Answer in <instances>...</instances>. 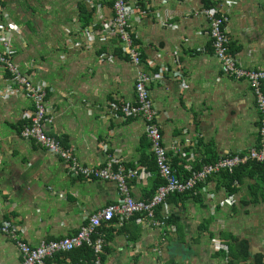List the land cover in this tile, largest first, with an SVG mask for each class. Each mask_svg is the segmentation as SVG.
I'll return each mask as SVG.
<instances>
[{"label":"crops","instance_id":"1","mask_svg":"<svg viewBox=\"0 0 264 264\" xmlns=\"http://www.w3.org/2000/svg\"><path fill=\"white\" fill-rule=\"evenodd\" d=\"M93 2L91 8L77 0H0V26L4 20L18 25L20 32L10 35L15 60L47 84V108L55 119L48 132L74 148L84 164L99 166L112 156L138 170L144 167L141 159L152 155L144 121L109 115L111 101H135V65L115 38L91 48L75 45L85 28L113 17L110 0ZM148 3L152 15L131 22L142 59L171 71L179 58L182 68L181 79L166 73L151 85L164 144L178 175L191 176L206 160L248 152L257 145L260 118L251 85L222 75L208 19L195 13L207 3L218 6L229 17L227 32L239 62L264 68V0ZM81 5L93 11L87 24ZM3 34L0 30V52ZM100 51L107 57L101 58ZM32 113L31 100L0 67V224L10 220L19 225L22 240L37 246L43 239L76 233L91 214L116 203L120 193L115 182L68 174L59 157L24 139L20 132ZM250 169V174L241 171L233 193L218 174L208 179L207 191L200 186L194 193L170 196L161 210L174 218L167 227L130 220L123 229L113 228L102 263L264 264V169ZM155 175L133 180L132 195L147 199ZM213 239L229 251L216 250ZM21 259L16 241L0 232V264ZM65 262L71 264V258Z\"/></svg>","mask_w":264,"mask_h":264},{"label":"built area","instance_id":"2","mask_svg":"<svg viewBox=\"0 0 264 264\" xmlns=\"http://www.w3.org/2000/svg\"><path fill=\"white\" fill-rule=\"evenodd\" d=\"M77 1H82L91 8L96 6L93 0ZM110 1L113 9L112 19L98 27L85 28L82 31L83 40L77 41L75 45L78 48H91L95 47L99 41L115 38L121 52L135 65L137 70L135 101L132 103L111 101L109 115L113 118H140L144 121L145 135L151 145V151L154 153L158 172L164 184L150 198L137 199L132 195L131 182L145 180L150 176V172L145 167L127 170L122 159L112 156L99 166L84 164L78 158L74 148L48 132L47 127L52 126L55 119L47 108V84L44 81H36L28 71L22 70L17 64L10 35L13 34L12 32H20V28L13 21L4 20L0 26V30L4 33L1 39L0 67L9 74L17 91L29 98L33 106V113L28 122L23 125L21 136L59 157L66 165L68 174L86 180L115 182L120 193L116 203H110L91 214L76 233L57 239H43L37 246H31L22 240L23 230L19 225L13 224L10 220H4L0 224V232L16 241L22 258L19 264H47L48 258L83 246L92 248L95 264H103L106 233L100 231V228L103 225L111 226L114 218L119 220L116 225L118 227H122L124 222H128L135 215H138L137 222L158 228L167 227L168 217L158 216L156 209L166 205L170 196L194 193L200 186L207 191L208 179L214 175L222 172L232 173L237 167L249 162L264 163V68L243 66L231 52L232 40L227 32L229 17L222 13L218 6H205L195 13L208 19L212 47L220 63L222 75L248 81L251 85L256 106L260 112L258 142L248 152L222 156L212 163L204 164L184 179L178 175L170 162L158 123V113L151 96L152 83L163 80L166 73L177 79L182 78L179 58L176 59L175 69L171 71L165 65L156 67L152 61L142 59L140 47L132 34L131 22L133 20L141 22L147 15H152L149 0ZM158 21L168 27V24L160 17ZM100 57H107V53L100 51ZM228 199L231 203L234 202L232 195ZM213 243L216 250L229 251L228 245L219 240L213 239Z\"/></svg>","mask_w":264,"mask_h":264},{"label":"trees","instance_id":"3","mask_svg":"<svg viewBox=\"0 0 264 264\" xmlns=\"http://www.w3.org/2000/svg\"><path fill=\"white\" fill-rule=\"evenodd\" d=\"M85 5L80 6L81 7L80 13H81V19H83L87 24L88 19H90L93 16V11L92 10L88 11L87 7ZM111 6H112V2H111ZM210 6H213V5L210 3L206 4V7H210ZM230 50L233 54L235 53L232 46H230ZM64 143L67 144L66 142H64ZM211 162H214V161L206 160L204 164L211 163ZM141 165L144 167L146 166L145 168L148 172L156 173L155 178L153 180V186H152L151 193L147 197V198H150L156 192V190L161 185L164 184V180L162 179V177L160 176V174L158 172L157 163H156V159H155L153 152H152V155L150 157H146V159H144V158L141 159ZM201 166H198L196 170L201 168ZM255 166L262 167L264 169V163L249 162L245 165H241V166L237 167L234 170V172H232V173L222 172L220 175H222V177H223L224 185L227 188L228 192L233 193L236 190V188H234V184H236L237 182H239L241 180V178H242L241 175L243 174V172L241 174V171H248L247 174H250V170H251L250 168L255 167ZM126 169L127 170L135 169V167L126 166ZM185 194H188V193H185ZM177 195H182V194H174L172 196H177ZM161 210H162V206H159L156 209V213L158 216H161ZM137 217H138V215L133 216L130 219L131 222H135L137 220ZM118 222H119V220L117 218H114L112 221V225L109 226L110 228H106V226H104V225L100 228V231L106 233V241H108L110 239L109 231L114 230L113 228H115V229L120 228V227L116 226ZM126 223L127 222H124L121 229H123L125 227ZM167 223H175L173 216H171L167 219ZM107 234H108V237H107ZM235 248L236 247L231 249L232 254H233V251ZM104 249L107 250V247H104ZM238 249H240V248H238ZM67 258H71V262H72L71 264H95L94 263V260H95L94 252H93L92 248L89 246H83V247L76 248V249L68 251V252L58 253L52 258H48L47 264H53L54 262H56L57 264H63V263L66 264L65 259H67ZM102 260H104V255L102 256Z\"/></svg>","mask_w":264,"mask_h":264}]
</instances>
